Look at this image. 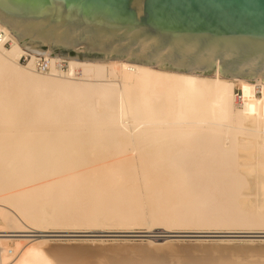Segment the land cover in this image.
<instances>
[{
  "label": "bare ground",
  "instance_id": "bare-ground-1",
  "mask_svg": "<svg viewBox=\"0 0 264 264\" xmlns=\"http://www.w3.org/2000/svg\"><path fill=\"white\" fill-rule=\"evenodd\" d=\"M135 227L145 234L264 235L260 74L223 77L122 59L38 56L0 23V264H118L90 261L81 246L7 234H135ZM259 241L215 246L201 260L171 264H264ZM146 243L165 249L171 242ZM148 257L119 264H168Z\"/></svg>",
  "mask_w": 264,
  "mask_h": 264
},
{
  "label": "water",
  "instance_id": "water-1",
  "mask_svg": "<svg viewBox=\"0 0 264 264\" xmlns=\"http://www.w3.org/2000/svg\"><path fill=\"white\" fill-rule=\"evenodd\" d=\"M0 23L38 56L264 83V0H0Z\"/></svg>",
  "mask_w": 264,
  "mask_h": 264
},
{
  "label": "rangeland",
  "instance_id": "rangeland-1",
  "mask_svg": "<svg viewBox=\"0 0 264 264\" xmlns=\"http://www.w3.org/2000/svg\"><path fill=\"white\" fill-rule=\"evenodd\" d=\"M6 46H8V44L6 43ZM20 62L21 63H24V58H21L20 59ZM206 75V74H205ZM236 91H239L240 95H242V89L240 86H236L235 87V93ZM216 195V194H215ZM219 196H221L220 194H218ZM218 195L216 197H218ZM215 197V198H216ZM219 199H221L219 197ZM217 200V198H216ZM215 200V201H216ZM220 201V200H219ZM218 200L216 201L217 203H220ZM215 202V203H216ZM222 202V201H221ZM217 205V204H216ZM218 205H224L223 203L222 204H218ZM220 207V206H219ZM146 230L144 227H135L133 229V231H137L135 234L134 233H120V232H75L74 233H57V232H34L33 234L32 233H18L16 235V233H13L12 235L10 234H7L9 236H11L12 239H21V238H25L27 236H31L29 238L33 239H47L49 241H51L50 243L52 244H59L62 246H72L74 248H77V247H80L83 248L85 250L86 248V253H87V257H88V260L90 261H95L96 259H101V260H106L108 263H111V261H115L116 259V262L119 264V263H122V262H127V261H132V260H143L144 258L145 259H151L150 257L148 256H152V259H154V256H155V259H159V260H164L165 262H167L168 264H171V260H174V259H180V260H185V261H194V258L195 260H201L205 257H208V255L210 256L209 254V250L210 248L212 247H215V246H220L218 247L219 248H222L221 246H223L224 244H220L219 243V240H222V239H234L232 241V244L231 245H224L226 247H232L234 246V248H238V247H252V246H260L261 244H263L261 241L259 240H263L264 241V235H262V233L260 234H254V233H244V234H240V233H180V232H173V233H166V232H162V230H157V229H152L150 231V233H146V236L144 237H139L137 234H140L138 233V230L139 232H141V230ZM156 231V232H155ZM159 231V232H157ZM143 232V231H142ZM155 232V235L154 233ZM40 235H39V234ZM51 233V234H50ZM103 233V234H102ZM157 233V235H156ZM158 233L160 236H158ZM165 233V234H164ZM130 234V235H129ZM203 234V235H202ZM209 234V235H208ZM211 234V235H210ZM247 234V235H246ZM264 234V233H263ZM3 234H0V236H3ZM13 236V237H12ZM46 236V237H45ZM49 236V237H48ZM51 236V237H50ZM71 236V237H70ZM138 236V237H137ZM158 236V237H157ZM164 236V237H163ZM207 236V237H206ZM43 237V238H42ZM55 237V238H54ZM63 237V238H62ZM107 237V238H106ZM116 237V238H115ZM154 238L156 240H158V242L164 240V239H167V240H170L171 243L167 244L166 247L168 245H170V247L168 246V248H165L163 249V247H160L159 249L158 248H152L151 247L148 249L147 247L145 248V246H148L147 243H146V238ZM156 237V238H155ZM161 237V239H160ZM167 237V238H165ZM183 237V238H182ZM212 237V238H211ZM227 237V238H226ZM229 237V238H228ZM10 238V237H9ZM164 238V239H162ZM220 238V239H219ZM239 238V239H238ZM262 238V239H261ZM54 241H53V240ZM67 239V241H66ZM140 239H141V242H140ZM145 239V240H144ZM247 239H251V240H254L252 244H248L246 243L244 240H247ZM66 242H65V241ZM74 243H73V241ZM94 242H93V241ZM98 240V241H97ZM102 240V241H100ZM116 240V241H115ZM178 240V242H177ZM58 241V242H57ZM60 241V242H59ZM127 241V242H126ZM201 241V242H200ZM214 243H213V242ZM218 243H216V242ZM237 241V242H235ZM257 241V242H256ZM108 242V243H107ZM130 242V243H129ZM199 245H198V243ZM125 243V244H124ZM132 243V244H131ZM241 243V244H240ZM246 243V244H244ZM258 243V244H257ZM84 244V246H83ZM130 247H129V245ZM193 244V245H192ZM255 244V245H253ZM89 245L88 249H87V246ZM97 245V246H96ZM106 245V246H105ZM128 245V247H126ZM139 245V246H138ZM173 245V247H172ZM209 245V246H208ZM238 247H237V246ZM120 246V247H118ZM125 246V247H124ZM135 246V247H133ZM137 246V247H136ZM141 246V247H140ZM182 246V247H181ZM186 248H185V247ZM193 246H196V247H193ZM199 246V247H198ZM91 250H89L90 248H92ZM94 247H96L94 249ZM117 247V249H116ZM145 249H144V248ZM175 247V248H174ZM101 248V249H100ZM108 248V249H107ZM120 248V249H119ZM124 248V249H122ZM140 248V249H139ZM179 248V249H178ZM99 249V250H97ZM139 249V250H138ZM168 249V250H166ZM186 249V250H185ZM201 249V250H200ZM207 249V250H206ZM243 249V248H242ZM146 250V251H145ZM150 250V251H149ZM153 250V251H152ZM158 250V251H157ZM195 250V251H194ZM205 250V252H204ZM101 251V252H100ZM154 251L160 255L158 256L156 253H154ZM161 251V253H160ZM208 251V252H206ZM105 252L107 254H105ZM118 252V253H117ZM123 252V253H122ZM137 252V253H136ZM147 252H149L147 254ZM151 252L153 254H151ZM167 252V253H166ZM189 252V253H188ZM200 252V253H199ZM98 253V254H97ZM101 253V254H100ZM110 253V254H108ZM113 253V254H112ZM122 253V254H121ZM127 253V254H125ZM129 253V254H128ZM133 253V254H132ZM140 253H143L145 254V257H143L142 254ZM164 253V254H162ZM191 253V254H190ZM195 253V254H194ZM204 253V255H203ZM206 253V254H205ZM208 253V254H207ZM119 256H118V255ZM131 254V255H130ZM151 254V255H149ZM156 254V255H155ZM184 254V255H183ZM197 254V255H196ZM199 254V255H198ZM107 255V256H106ZM111 255V257H110ZM134 255V257H133ZM148 255V256H146ZM154 255V256H153ZM162 255V257H161ZM189 255V256H187ZM116 256V257H115ZM124 256V260L125 261H122L123 258L122 257ZM128 256V257H127ZM131 256V258H130ZM141 256V257H140ZM168 256H169V260H168ZM193 256V258L191 257ZM196 256V257H195ZM165 259H164V258ZM167 257V258H166ZM201 257V258H200ZM203 257V258H202ZM109 258V259H108ZM122 258V259H121ZM190 258V259H189ZM240 258V260H239ZM242 258V259H241ZM120 259V260H119ZM144 259V260H145ZM167 259V260H166ZM238 261L240 262H243V257H238L237 259ZM177 263H180V261H175Z\"/></svg>",
  "mask_w": 264,
  "mask_h": 264
},
{
  "label": "built area",
  "instance_id": "built-area-1",
  "mask_svg": "<svg viewBox=\"0 0 264 264\" xmlns=\"http://www.w3.org/2000/svg\"><path fill=\"white\" fill-rule=\"evenodd\" d=\"M40 69L42 70V71H45L46 70V63L44 62V61H40ZM236 94H238V91H236ZM237 99H239V96L237 95Z\"/></svg>",
  "mask_w": 264,
  "mask_h": 264
}]
</instances>
